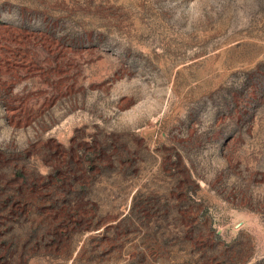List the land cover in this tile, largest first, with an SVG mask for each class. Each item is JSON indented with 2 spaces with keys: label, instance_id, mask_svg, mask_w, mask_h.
<instances>
[{
  "label": "rangeland",
  "instance_id": "obj_1",
  "mask_svg": "<svg viewBox=\"0 0 264 264\" xmlns=\"http://www.w3.org/2000/svg\"><path fill=\"white\" fill-rule=\"evenodd\" d=\"M0 264H264V0H0Z\"/></svg>",
  "mask_w": 264,
  "mask_h": 264
}]
</instances>
